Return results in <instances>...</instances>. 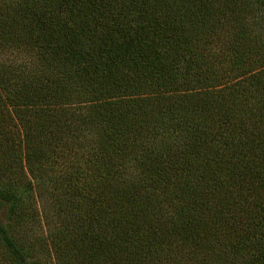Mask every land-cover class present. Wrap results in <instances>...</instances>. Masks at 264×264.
<instances>
[{
	"label": "trees",
	"instance_id": "16d2710c",
	"mask_svg": "<svg viewBox=\"0 0 264 264\" xmlns=\"http://www.w3.org/2000/svg\"><path fill=\"white\" fill-rule=\"evenodd\" d=\"M2 214L0 264H264V0H0Z\"/></svg>",
	"mask_w": 264,
	"mask_h": 264
},
{
	"label": "rangeland",
	"instance_id": "374dc122",
	"mask_svg": "<svg viewBox=\"0 0 264 264\" xmlns=\"http://www.w3.org/2000/svg\"><path fill=\"white\" fill-rule=\"evenodd\" d=\"M5 218H6V214H5V215L2 214L0 219H2V221L5 222ZM30 224H31V222H30ZM41 228H43V229H42L43 234L46 235L45 227H44V226H43V227L41 226ZM45 250H46V254H47V255H46V254H43V260L46 259V258L48 259V257H49V260H50L51 263H52L53 260H52V258H50V256H49V254H50V249H49V247L45 248Z\"/></svg>",
	"mask_w": 264,
	"mask_h": 264
}]
</instances>
